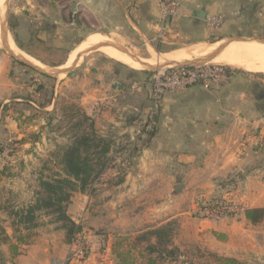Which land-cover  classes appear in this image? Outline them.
Wrapping results in <instances>:
<instances>
[{
	"label": "crops",
	"instance_id": "0c3cea01",
	"mask_svg": "<svg viewBox=\"0 0 264 264\" xmlns=\"http://www.w3.org/2000/svg\"><path fill=\"white\" fill-rule=\"evenodd\" d=\"M49 1L42 3L41 10L47 13L39 18L46 22L41 28L46 30L51 46L68 50V55L91 33L116 34L133 45L148 44L152 48L149 44H155L170 51L236 36L264 38V0H177L180 14L164 21L158 0ZM213 16H222V23H208ZM177 43L186 46H169ZM13 44L16 46L14 41ZM18 47L23 52L24 48L19 44ZM12 68L10 58L0 52V143L16 129L15 120L7 115L10 111L6 113L1 108L7 105L8 110L12 104L18 105L24 114L42 110L26 98L17 76L10 77ZM231 70L228 83L218 89L195 84L185 90L166 92L156 109L151 137L136 120L127 122L119 153L128 156L130 167L121 182L108 185V237L102 240L95 235L90 220V227L81 224L91 243L83 264H117L111 253L113 233L137 234L170 221L178 226L175 237L182 241L179 248L200 247L247 264H264V216L257 223L248 221L244 212L213 220L203 218L197 210L201 202L230 194L238 196L244 209H264V75ZM101 74L91 67L79 66L67 76H72L68 81L82 91L80 103L87 115H91L90 107L100 99L98 96L108 99V127L112 129L118 124L122 109L150 107L151 100L145 99L147 94L150 98L149 90L142 93L139 85L130 88L109 70L106 83L105 72ZM249 128H256L262 136L256 149L253 144L241 145ZM78 194H74L67 209L74 221V211L77 207L83 211L82 203L86 202V195ZM31 200L30 193L23 201L26 205ZM17 203L20 202L0 198V207L15 208ZM0 214V224L12 237L6 211L0 209ZM34 233L29 244L19 245L16 256L10 254L8 244H0L6 264L63 263L70 244L64 243V231L58 223L40 220ZM161 264L192 262L165 260Z\"/></svg>",
	"mask_w": 264,
	"mask_h": 264
},
{
	"label": "rangeland",
	"instance_id": "374dc122",
	"mask_svg": "<svg viewBox=\"0 0 264 264\" xmlns=\"http://www.w3.org/2000/svg\"><path fill=\"white\" fill-rule=\"evenodd\" d=\"M46 1L47 0H10L7 18L9 36L13 39L14 43H16L17 47L19 44L24 48L22 51L25 54L27 53L28 55H31V57L33 56V59L36 62L31 59L32 62L47 66H62L66 62L68 50L55 49L52 47L50 41L47 39L48 36L46 30L41 28L43 23H46L43 19H39L41 18V14L45 16L47 13L46 10H41V7H43L42 3ZM57 1L59 0H50L49 2L50 4H56ZM2 2H4V0L0 2V6ZM32 4H34L33 7L35 10H33V7L30 6ZM89 36H94L98 39L100 37H104V39L97 42V44L101 42L114 41L117 44L126 47L131 53L139 56L142 61L149 60L153 57L149 53V49L151 48L148 47V44L133 45L116 34L105 35L100 33H91L87 37ZM220 42L213 44L211 42L207 44H211L212 47L215 48L221 44ZM79 45L80 44H77V46ZM93 45L96 44L79 46L76 54L82 47L88 48ZM149 45L154 50V57L157 58L158 56V58L161 57V59H163L160 63L167 62V60L164 61L166 55H168L167 57L173 56L181 49H185L184 46H186L179 43L172 44L169 45L172 48H184H178L170 51L155 44ZM103 47L100 46L99 48L80 56L75 67L69 72V74L75 72L76 68L79 66H87L91 67L95 72L100 71L102 73L101 75H104L105 72L104 81L108 83L109 70V72L116 75V79L120 80L122 83L128 84L130 88L131 85H134L135 88L139 85L143 89L142 93L146 91L148 92L150 87V78L154 73V70L141 67L140 63L132 60L130 57H128L132 60L130 63H122L123 61L115 59L104 53L102 51ZM187 47L188 46H186V48ZM0 52L5 53L10 58L11 66L14 67L11 69L10 77H13V75L17 76L18 85L23 86L25 94H27L26 98H29L34 101L35 104H39L42 107V110L38 108L34 111V113L29 114H24L20 108L21 106L19 107L18 105L12 104L8 110H5L7 105L1 108L2 111H7L6 113L10 111L7 115L15 120L14 123H16V129H13L14 131L7 140L0 143V170L4 169L3 174L0 175V198H8L9 200L14 199V201L20 202L16 204L17 206L15 208H21L27 205L24 204L23 200H27L30 193L32 199L31 202L34 200L36 195L35 192L39 189V178L50 176L51 172L57 170L56 168H59V165L55 161L56 152L59 146L67 144L69 138L73 135L74 131L69 129L71 120L70 117H72L76 108H79V110L85 114L86 112L84 106L80 103V94H82V91H79V86L75 85L76 83H70V81H68V78L70 79L72 76L67 77L69 74H66L57 78H52L40 74L35 69L14 60L1 48V46ZM131 62H134L133 65H135L133 66ZM229 67L244 70L235 66ZM261 74L264 75V73ZM64 81L68 82L63 84ZM27 87H29V89H27ZM133 93L137 92L135 91ZM98 98L100 99H97L93 106L90 105L91 115L88 116L93 120L94 128L99 134L107 138H115V141H113V148L120 151L121 149L119 148L124 144V141L120 138H123L124 134H126L123 133L126 132L123 131V129L126 130L127 122L130 120H136L137 123L141 125L147 118V107L141 105L135 109H122L118 112V115H121V118H119L120 120L115 128L112 129L108 127V99L101 100V96H98ZM145 99L150 100L148 94ZM16 110L27 116L34 115V118L29 121L23 120L19 114L15 112ZM30 133L38 134V138L35 142L28 138ZM23 137L27 138V142L20 143L19 140ZM254 147L256 149L258 148V145ZM114 154V161L112 162L113 165L97 182H93L91 186L82 192L75 191L72 195V198L75 193H79V196L80 194L86 195V202L84 201L82 203L84 205H82L83 211L80 210V207H77V210H75L73 214L74 218L77 221H80L81 219L80 223L82 225L86 224V226L89 224H87V221L90 220L92 227H90V224V226H88L91 228L92 232L95 235H99L102 240H105V238L108 237L109 178L113 176V173H116L118 167L125 168V170L130 167V160H128V156H123L122 153L119 152H115ZM121 160H123V164H120L119 161ZM221 198L225 197L216 199L220 200ZM236 198L242 203L238 196H236ZM199 205L200 204L197 205V210ZM51 218V215H41L39 217V221H44L46 219L50 222ZM0 223H2L1 220ZM175 223L174 228L177 233L178 226H176ZM175 236L173 237V244L178 248L177 258L175 261L178 262L181 259H185L190 260L192 264H212L210 258L208 257L209 251L201 249L200 247L195 249L192 246L184 247L183 245L182 248H179L182 241L180 238ZM88 243L91 249L90 241ZM99 247L100 249H104L103 245H100ZM87 255L83 259V262L86 260ZM179 256H181V258H179ZM83 262L81 264H83Z\"/></svg>",
	"mask_w": 264,
	"mask_h": 264
},
{
	"label": "trees",
	"instance_id": "16d2710c",
	"mask_svg": "<svg viewBox=\"0 0 264 264\" xmlns=\"http://www.w3.org/2000/svg\"><path fill=\"white\" fill-rule=\"evenodd\" d=\"M79 111V108H76L70 117L69 129L74 131L73 135L67 144L59 146L56 152L55 161L59 168L51 172L50 176L39 178V189L35 192L34 200L21 208L0 207L6 211L12 228L10 237L0 224V244H8L12 256L19 254V245L32 241L34 229L38 226L41 215H51V221L58 223V227L64 231V243H72L83 229L82 225L76 223L67 213L73 193L82 192L93 182H97L113 165L114 153L119 150L113 148L112 138L99 134L94 128L93 120ZM15 112L26 121L34 118V115L27 116L18 110ZM143 132L151 137L154 130L143 128ZM28 138L35 142L38 134L30 133ZM19 141L25 143L27 138L23 137ZM122 161H119L120 164H123ZM3 170H0V175L3 174ZM125 172V168L118 167L115 175L109 178L108 185L121 182ZM243 212L251 223L259 222L264 216L262 208H248ZM174 227V222L170 221L137 234H113L111 253L116 263L161 264L165 260H176L178 248L173 244L176 233ZM208 257L212 264H247L234 257L210 252ZM0 264H6V258L1 252Z\"/></svg>",
	"mask_w": 264,
	"mask_h": 264
},
{
	"label": "built area",
	"instance_id": "2783aa9c",
	"mask_svg": "<svg viewBox=\"0 0 264 264\" xmlns=\"http://www.w3.org/2000/svg\"><path fill=\"white\" fill-rule=\"evenodd\" d=\"M158 3L161 9L162 21L180 14L177 0H158ZM222 21V16L208 18V23L214 26H218ZM161 36L162 33H158V37L161 38ZM231 71V68L227 65L210 62L192 67H166L155 70L149 82L151 105L147 109V118L141 124V128L150 130L154 127L156 109L166 92L185 90L195 84H200L204 88L218 89L228 83L232 76ZM262 140V136L256 128H249L244 132L240 142L242 146L249 144L257 146L261 144ZM236 196V194H230L220 200L201 202L198 211L203 218L213 220H218L227 215H239L244 211V206ZM80 221L75 220L78 224H81ZM88 242L84 230H82L70 243L68 255L62 264H81L90 251Z\"/></svg>",
	"mask_w": 264,
	"mask_h": 264
},
{
	"label": "bare ground",
	"instance_id": "6f19581e",
	"mask_svg": "<svg viewBox=\"0 0 264 264\" xmlns=\"http://www.w3.org/2000/svg\"><path fill=\"white\" fill-rule=\"evenodd\" d=\"M1 1H3V0H0V2ZM103 39H104V37H102V38L100 37L98 39L94 36H89L84 41L81 42L80 46H82V45L86 46V45L92 44L94 42L101 41ZM8 41H9V47L10 48H12L13 50L20 53L22 56L27 58L28 61L30 60L29 62H32L31 59H29V57H27L25 54H23L21 51H19L16 48L17 46H15L13 44V41H12L10 36L8 37ZM101 47H103V46H101ZM212 48H213L212 45H204V44L190 45L187 48L185 47V49H181V50L179 49L180 51H178L173 56L167 57L168 55H166L164 61L167 60V62H169L171 60L172 61L190 60V59H192L191 57H198V56H202L203 54H206L207 52L211 51ZM102 51L104 53H106L108 56H111L115 59H119L126 64L130 63V61L133 60L132 58H131L132 60H130V58H128L129 57L128 55H125L121 50L116 49V47H114V46H104L102 48ZM76 52H77V48H75L74 50H72L69 53V55L66 59V62L61 66V68L67 67L73 62L75 55H76ZM149 53L153 56L151 59L148 60V62H150V63H148L146 61H142V60H141V62L146 63V64H151V65L165 63V62L160 63V61H163V59H161V57L160 58H158V56H157V58L154 57L155 53H154V50H152V48L149 49ZM186 58H188V59H186ZM210 61L219 62V63H215V64L223 63V64H226L229 66L239 67V68L247 70V71H255V72H259V73H264V44L253 43V42H236V41H233V42L229 43L216 57H214ZM133 63H132V65H133ZM138 63H140V62H138ZM36 64H38V63H36ZM136 65H138V64H136Z\"/></svg>",
	"mask_w": 264,
	"mask_h": 264
},
{
	"label": "water",
	"instance_id": "95a60500",
	"mask_svg": "<svg viewBox=\"0 0 264 264\" xmlns=\"http://www.w3.org/2000/svg\"><path fill=\"white\" fill-rule=\"evenodd\" d=\"M9 5H10V0H4V2L0 6V46L1 48L14 60L25 64L33 69H35L37 72L40 74L52 77V78H57L62 75L69 74V72L75 67L78 59L80 56L87 54L88 52L99 48L100 46H116L119 50L127 54L130 58L133 60L140 62L141 67L145 69H151V70H159L162 68L166 67H192L195 65H201L208 63L211 59L216 57L229 43L236 41V42H253V43H261L264 44V38L263 37H258V36H236V37H230L227 39L222 40L218 46H216L214 49L211 51L207 52L206 54H203L202 56L195 57L190 60H185V61H169L165 62L162 64H146L141 62L140 57L131 53L126 47L121 46L120 44H117L114 41H108V42H101L99 44L90 46L88 48H83L81 49L77 54L76 57L74 58L73 62L67 66L61 68V66H47L43 64H36L34 62H29L27 58L22 56L20 53L17 51L13 50L12 48L9 47V31H8V25H7V18H8V10H9ZM75 3L72 4V10H74ZM180 183L177 184V188H180Z\"/></svg>",
	"mask_w": 264,
	"mask_h": 264
}]
</instances>
